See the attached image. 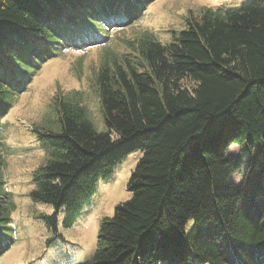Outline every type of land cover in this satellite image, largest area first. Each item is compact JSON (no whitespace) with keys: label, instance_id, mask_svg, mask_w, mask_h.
<instances>
[{"label":"trees","instance_id":"16d2710c","mask_svg":"<svg viewBox=\"0 0 264 264\" xmlns=\"http://www.w3.org/2000/svg\"><path fill=\"white\" fill-rule=\"evenodd\" d=\"M152 1L0 0V122L27 69L92 27L131 25ZM125 46L95 75L106 130L79 93H56L54 126L33 129L46 157L29 196L52 206L39 216L51 239L59 211L71 225L99 180L138 150L129 197L74 264H264V0L190 15L165 43L144 31ZM230 144L248 155L239 183ZM3 160L0 132V256L13 208Z\"/></svg>","mask_w":264,"mask_h":264},{"label":"rangeland","instance_id":"374dc122","mask_svg":"<svg viewBox=\"0 0 264 264\" xmlns=\"http://www.w3.org/2000/svg\"><path fill=\"white\" fill-rule=\"evenodd\" d=\"M249 0H153L140 19L121 28H90L77 45L61 44L53 56L31 66L19 83V90L9 96L10 108L0 122L4 162V188L11 193L13 208L7 232L9 248L0 256V264H74L93 250L101 218L111 216L116 204L129 197L126 188L140 151L129 153L113 168L110 175L99 180L69 226L63 224V211L57 215V233L48 228L40 215L53 212L50 204L33 201L32 171L45 160V152L33 129L54 126L52 98L56 93H79L89 118L97 131L106 130L94 90L95 75L104 59L125 51V42L144 32L152 33L161 43L186 27L188 16L198 17L206 9L224 11L241 6ZM227 153L238 162V170L230 180L239 183L248 155L238 144H230ZM193 227L188 221L186 230ZM50 241V242H48Z\"/></svg>","mask_w":264,"mask_h":264}]
</instances>
